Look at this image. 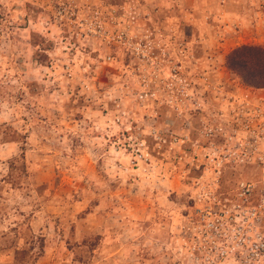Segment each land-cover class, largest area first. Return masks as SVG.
<instances>
[{
	"label": "rangeland",
	"instance_id": "rangeland-1",
	"mask_svg": "<svg viewBox=\"0 0 264 264\" xmlns=\"http://www.w3.org/2000/svg\"><path fill=\"white\" fill-rule=\"evenodd\" d=\"M242 46L264 0H0V264H238L189 229L255 178L225 158L264 98Z\"/></svg>",
	"mask_w": 264,
	"mask_h": 264
},
{
	"label": "built area",
	"instance_id": "built-area-1",
	"mask_svg": "<svg viewBox=\"0 0 264 264\" xmlns=\"http://www.w3.org/2000/svg\"><path fill=\"white\" fill-rule=\"evenodd\" d=\"M245 97L240 104L243 112L235 113V119L243 122L240 133L244 134H235L237 141L225 158L245 169L242 173L256 170L255 178L236 180L227 195L218 190L200 195L189 231L205 247L208 260L214 256L215 262L264 264V98ZM223 161L218 159L219 174Z\"/></svg>",
	"mask_w": 264,
	"mask_h": 264
},
{
	"label": "trees",
	"instance_id": "trees-1",
	"mask_svg": "<svg viewBox=\"0 0 264 264\" xmlns=\"http://www.w3.org/2000/svg\"><path fill=\"white\" fill-rule=\"evenodd\" d=\"M228 68L254 87H264V48L242 46L227 57Z\"/></svg>",
	"mask_w": 264,
	"mask_h": 264
}]
</instances>
